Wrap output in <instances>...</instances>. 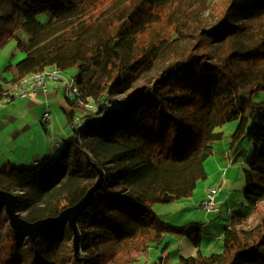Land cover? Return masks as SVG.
<instances>
[{
    "label": "trees",
    "instance_id": "trees-1",
    "mask_svg": "<svg viewBox=\"0 0 264 264\" xmlns=\"http://www.w3.org/2000/svg\"><path fill=\"white\" fill-rule=\"evenodd\" d=\"M94 1L84 0V9ZM156 1L109 0L88 16L72 0H12L26 38L12 30L5 38H16L24 57L0 73V101L15 99L6 86L48 67L75 68L80 95L67 97L72 134L59 152L37 162L30 180H21L13 165L0 167V189L17 195V211L35 222L80 200L99 178L97 168L104 183L78 219L80 247L87 253L78 254L82 262H65L48 251L58 247L60 229L43 231L34 241L12 228L2 209L0 264H107L113 259L107 260L109 246L137 239L151 260L160 249L150 263L161 264L168 235L186 230L161 220L154 206L194 195L208 177L205 161L214 142L224 138L219 128L232 120H238L233 144L246 135L253 144L243 169L252 213L233 216L220 235L221 251L208 255L201 249L202 222H192L187 237L197 255H181L176 264H264V215L249 223L264 203V100L253 101L264 93V35L259 41L255 36L264 25L230 33L220 28L213 50H190L168 62L182 31L165 35L169 29L158 28L162 9L146 15ZM248 3L260 9L256 20L264 19V0ZM159 62L165 66L154 84L142 83Z\"/></svg>",
    "mask_w": 264,
    "mask_h": 264
},
{
    "label": "rangeland",
    "instance_id": "rangeland-1",
    "mask_svg": "<svg viewBox=\"0 0 264 264\" xmlns=\"http://www.w3.org/2000/svg\"><path fill=\"white\" fill-rule=\"evenodd\" d=\"M72 1L77 4V10L80 14L89 16L90 12L99 13L108 4L109 0H95L85 9L84 0ZM249 6L248 0H158L146 15L150 18V12L153 13V11L156 12L158 9H162L160 14L162 21L158 28L160 26L168 28L169 30L165 35L171 34L175 29L182 31L178 38L180 41L175 47L176 51L171 52L167 59L170 62L190 50H194L197 53L213 50L216 47V43L212 40V36H218L224 30L230 33L240 30V28L250 30L259 23L264 25V19L256 20L260 9L251 10ZM0 13V44L2 45L0 46V73H4L9 64H16L24 57V53L17 48V39L5 37L9 36L8 34L9 32L11 33V30L23 39L26 36L21 29V18L19 15L13 14L12 0H2ZM39 18L42 22H45L47 16L44 14ZM235 24L238 26H235ZM263 35L264 30L256 32V40L259 41ZM164 66V62L156 63L153 68L143 74L140 81L153 85L155 76L162 72ZM75 74V68L61 72L60 82L64 84L65 89L67 81H72ZM121 95L119 94L118 96ZM262 100H264V93L262 92L253 96L254 102ZM90 109L96 110V106L93 105ZM237 126L238 120H232L219 128V130L224 132V138L214 142V153L205 161L208 177L199 181L192 197L170 204H156L154 206L161 220L171 222L186 230V233L178 232L168 235L167 239H170V245L166 251L171 254V257L160 260L161 264L179 263L181 255L185 257L197 255L198 247L187 237V233L192 230L194 225L192 222L201 221L211 231V235L205 234L203 236L201 244L203 253L208 255L213 251H221L222 242L218 239V236L230 225L233 216L252 213L253 208L247 203L244 196L245 178L243 167H247L246 160L253 154V144L248 135L233 144L231 135ZM230 157L232 161H228ZM234 159L235 161H233ZM224 174H226L225 181L227 183L225 187H222L224 188L223 193L221 191L217 197L218 210L208 212L206 209H200V204L197 203L202 202L201 199L205 196L206 189L209 186H218L220 182L222 183L224 181H222V175ZM228 207L231 208L232 215L228 213ZM257 211L258 214L253 217L256 218L250 220L249 223H255L256 220H259L264 215V203L260 204ZM66 225L52 229H60L61 238H59L58 247H49L48 251L65 262H70L71 259H74L77 263H80L82 260L77 259L78 254L76 255L74 251L73 232ZM249 225L247 224V226ZM144 247L140 239L111 245L108 247L109 250L106 254L108 261L112 259L111 256H113V259L107 264H129L131 261H136L135 264H151L150 262L153 259L160 256L161 251L160 249L155 251L151 260L145 255ZM86 254L85 249L81 250L80 247L79 256L82 258L87 256Z\"/></svg>",
    "mask_w": 264,
    "mask_h": 264
},
{
    "label": "crops",
    "instance_id": "crops-1",
    "mask_svg": "<svg viewBox=\"0 0 264 264\" xmlns=\"http://www.w3.org/2000/svg\"><path fill=\"white\" fill-rule=\"evenodd\" d=\"M67 97L62 82L48 80L46 90L8 102L0 101V167L13 165L18 168L21 180H30L35 177L34 167L37 162L59 152L61 142L72 134V125L65 113L70 109ZM47 112L51 116L45 120ZM230 160L231 157L228 161ZM225 177L226 174L222 175L224 181L218 185L222 193V187L227 183ZM210 187L206 189L202 199H205ZM202 232L211 235L204 223ZM165 253V259L171 257L170 253Z\"/></svg>",
    "mask_w": 264,
    "mask_h": 264
},
{
    "label": "water",
    "instance_id": "water-1",
    "mask_svg": "<svg viewBox=\"0 0 264 264\" xmlns=\"http://www.w3.org/2000/svg\"><path fill=\"white\" fill-rule=\"evenodd\" d=\"M97 170L99 172V178L96 183L86 191L80 200H78L75 204L66 207L56 216H50L35 222H30L22 217L17 211L18 196L2 189H0V211L2 209L6 211L12 228L25 232L26 235L31 237L34 241L43 231L52 230L59 226L68 224L73 232L74 251L77 255L79 254L82 239L78 227V219L88 208L96 192L99 191L104 183V173L99 168H97ZM77 259L80 260L78 256Z\"/></svg>",
    "mask_w": 264,
    "mask_h": 264
},
{
    "label": "built area",
    "instance_id": "built-area-1",
    "mask_svg": "<svg viewBox=\"0 0 264 264\" xmlns=\"http://www.w3.org/2000/svg\"><path fill=\"white\" fill-rule=\"evenodd\" d=\"M61 70L55 67H48L41 72L29 74L17 84H9L6 86V95L14 98H23L32 93H37L40 90H46L48 80L59 82L61 80ZM66 93L68 97L76 98L80 95V88L75 80L67 81ZM50 113L47 112L44 116L45 120L50 118ZM78 126V125H77ZM219 186H212L208 189L205 199L201 202V208L208 212L218 210L217 197L220 193ZM228 213L231 214V208H228Z\"/></svg>",
    "mask_w": 264,
    "mask_h": 264
}]
</instances>
